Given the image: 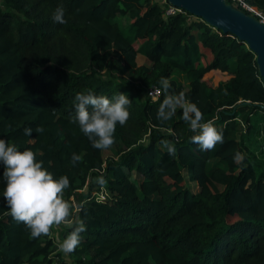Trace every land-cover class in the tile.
<instances>
[{
  "label": "trees",
  "instance_id": "obj_1",
  "mask_svg": "<svg viewBox=\"0 0 264 264\" xmlns=\"http://www.w3.org/2000/svg\"><path fill=\"white\" fill-rule=\"evenodd\" d=\"M247 1L264 19V0ZM61 5L65 24L52 20ZM138 53L146 63H136ZM173 69L185 87L170 77ZM162 78L168 94L183 93L215 122L223 144L201 151L180 107L157 119ZM152 85L155 99L146 94ZM88 91L131 101L105 156L71 123L75 95ZM260 105L254 53L186 11L163 16L153 0H0V139L32 150L54 178H69L64 198L83 204L71 219L87 226L69 254L77 263L264 264V163L243 143L252 115L264 117ZM236 152L242 163L233 161ZM73 153L81 157L75 165ZM3 170L0 264H68L51 235L32 237L12 219ZM74 226H63L62 241Z\"/></svg>",
  "mask_w": 264,
  "mask_h": 264
},
{
  "label": "clouds",
  "instance_id": "obj_2",
  "mask_svg": "<svg viewBox=\"0 0 264 264\" xmlns=\"http://www.w3.org/2000/svg\"><path fill=\"white\" fill-rule=\"evenodd\" d=\"M52 20L54 23H67L62 5L55 9ZM160 84L166 95L157 110V119H171L177 107H180L183 109L182 118L193 133L191 142L198 145L201 151H211L218 143H224L223 132L215 127L213 120L204 121L203 114L195 103L188 101L183 93L168 94L171 86L166 78H162ZM130 104L128 95L121 92L111 99L91 91L79 92L75 95V116L71 123L79 125L94 148L105 150L115 143L117 124L123 126L128 121ZM43 130L40 126L35 129L37 133H42ZM32 131L31 128H26L24 134L31 136ZM161 144L169 155L175 154V146L170 141L162 140ZM80 159L78 154L73 153L71 162L75 165ZM243 159L239 152L233 157V161L238 164ZM0 164L3 165L2 176L6 182L3 198L12 219L23 223L32 237L51 235L54 225L74 223L73 230L59 245L64 254L74 252L81 243V233L86 231L87 226L83 220L73 222L71 219L73 209L80 211L83 204L75 205L64 198V193L70 186L69 178L66 175L54 178L43 166V161L37 160L36 153L30 149L20 151L16 144L5 139H0Z\"/></svg>",
  "mask_w": 264,
  "mask_h": 264
},
{
  "label": "water",
  "instance_id": "obj_3",
  "mask_svg": "<svg viewBox=\"0 0 264 264\" xmlns=\"http://www.w3.org/2000/svg\"><path fill=\"white\" fill-rule=\"evenodd\" d=\"M199 17L208 25L230 33L254 53L259 76L264 84V22L232 6L226 0H167ZM264 109V105H260Z\"/></svg>",
  "mask_w": 264,
  "mask_h": 264
},
{
  "label": "rangeland",
  "instance_id": "obj_4",
  "mask_svg": "<svg viewBox=\"0 0 264 264\" xmlns=\"http://www.w3.org/2000/svg\"><path fill=\"white\" fill-rule=\"evenodd\" d=\"M156 2H159L160 0H153ZM206 54L203 56V60L206 59ZM136 63H146L147 60L144 57L138 56L135 58ZM170 77L174 78L178 83L182 84L185 87V80L182 76V73L178 70L173 69L170 73ZM252 123H253V129L252 131L247 135V138L243 139L244 145L248 148V150L255 156L257 161L264 163V117L260 118L258 114L254 113L252 115ZM108 151L104 150L103 155H107ZM186 183L189 185V187L195 191L197 189V185L194 182L186 180ZM85 187L78 189V191H84ZM100 197V196H99ZM74 203V201H73ZM66 224L61 225H54L51 230V236L55 240V246L56 249L60 251L59 245L63 242L60 234L63 226ZM61 252V251H60ZM63 258L68 262V264H85V263H77L73 261V257L69 254H64L61 252Z\"/></svg>",
  "mask_w": 264,
  "mask_h": 264
},
{
  "label": "built area",
  "instance_id": "obj_5",
  "mask_svg": "<svg viewBox=\"0 0 264 264\" xmlns=\"http://www.w3.org/2000/svg\"><path fill=\"white\" fill-rule=\"evenodd\" d=\"M226 1L229 2L232 6H235L236 8L244 11L247 14L255 16L256 18L260 16L258 19L264 22V19L261 17V11L258 8H256L254 5L250 4L247 0H226ZM159 3L162 4L163 16L167 14H173L176 12L184 11L177 6L172 5L167 0H160ZM146 94L151 99H155L159 95V88L155 85L149 86L148 88H146ZM99 196H102V193H100Z\"/></svg>",
  "mask_w": 264,
  "mask_h": 264
},
{
  "label": "crops",
  "instance_id": "obj_6",
  "mask_svg": "<svg viewBox=\"0 0 264 264\" xmlns=\"http://www.w3.org/2000/svg\"><path fill=\"white\" fill-rule=\"evenodd\" d=\"M138 56H141V57H143L144 58V56L143 55H141V54H136V57L135 58H137Z\"/></svg>",
  "mask_w": 264,
  "mask_h": 264
}]
</instances>
